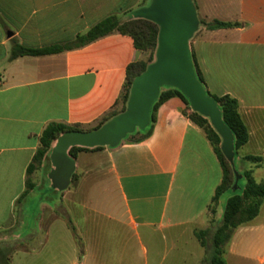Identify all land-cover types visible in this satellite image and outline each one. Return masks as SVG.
Segmentation results:
<instances>
[{"label":"crops","instance_id":"0c3cea01","mask_svg":"<svg viewBox=\"0 0 264 264\" xmlns=\"http://www.w3.org/2000/svg\"><path fill=\"white\" fill-rule=\"evenodd\" d=\"M150 2L0 0L3 231L14 218L16 225L23 222L34 190L46 189L35 175L45 166L46 175L53 168L50 152L28 175L33 186H27V167L39 148L43 128L60 122L93 130L121 109L127 66L150 54L137 50L133 39L119 32L79 47L11 59L13 44L68 45L104 18L125 20ZM194 6L198 18L207 22L239 23L218 29L199 25L188 44L205 90L237 101L248 140L234 155L235 168L241 175L251 171L257 182H264V163L243 158L264 157V0H194ZM185 111L180 97H170L157 108L147 137L87 147L75 157L67 151L74 170L68 186L60 190L61 204L40 199L35 227L18 238L27 242L20 250L46 256L48 264H151L154 261L143 241L155 234L177 237L208 228V205L222 170L205 132ZM49 182L51 193L58 190ZM99 186L101 192L94 197L92 190ZM14 203L19 210L16 217L11 212ZM223 255L227 264H264V203L252 220L235 228Z\"/></svg>","mask_w":264,"mask_h":264},{"label":"trees","instance_id":"16d2710c","mask_svg":"<svg viewBox=\"0 0 264 264\" xmlns=\"http://www.w3.org/2000/svg\"><path fill=\"white\" fill-rule=\"evenodd\" d=\"M199 25H204L207 29H218L236 27L239 25V23L217 19L207 22L199 18ZM112 32H119L129 35L133 39V44L137 50L149 51L150 54L147 59L134 61L127 66L125 89L121 96V109L119 111L113 112L110 116L105 118L94 128L97 129L104 122L125 110L132 81L137 75L146 69L148 64L154 60V52L157 47L158 35V25L156 23L145 18H135L132 15L126 20H121L115 16H109L94 24L86 31V33L78 35L75 40L68 45H53L44 48H28L18 43H14L11 48L10 58L13 59L20 55H44L59 52L72 47H79ZM193 66L198 80L203 84L202 77L196 64L193 63ZM174 96L180 97L185 102L187 111L184 113L187 114L190 120L203 129L221 166L222 178L220 183L217 185L208 205V211L214 215L216 213L217 204L224 195H227L222 218L217 222V225L210 233L209 238V228L195 229L193 234L197 238L199 244L208 251L206 257L207 264H227L223 257L225 246L230 240L236 227L252 220L258 214L260 207L264 203V182H257L251 175V171H246L241 177L245 180L244 186H238L236 189L233 188L235 181V169L233 164L228 162L220 149V136L214 130L207 117L190 109L187 97L174 86H160L158 97L151 106L149 124L143 129L136 128L132 133L127 134L125 138L138 135L133 140H140L147 137L150 134L152 124L154 123L155 112L157 108L165 100ZM209 96H211L216 101L223 123L232 132L233 149L235 155L248 140V131L238 112L237 101L235 98L229 95L212 96L209 94ZM69 130H78V128L60 122H49L43 128L39 136V148L34 154L31 163L27 167L28 188L33 186V183L28 179V175L38 164L41 163L43 158L48 156V153L50 152L55 140L62 133ZM100 147L101 146H97L93 149ZM81 150H88V148L72 146L69 148L68 153L72 157H75V154ZM243 158L256 164L264 163V157L259 155H244ZM25 194L26 191L23 193V196ZM208 240H210V242H208ZM0 254V264H8L4 261V257L6 255L5 251Z\"/></svg>","mask_w":264,"mask_h":264},{"label":"water","instance_id":"95a60500","mask_svg":"<svg viewBox=\"0 0 264 264\" xmlns=\"http://www.w3.org/2000/svg\"><path fill=\"white\" fill-rule=\"evenodd\" d=\"M132 16L158 25L155 58L132 81L124 111L97 129L65 131L55 140L49 154L53 168L48 177L58 190L68 186L74 170V160L67 153L68 149L72 146H116L136 128H145L161 85L178 88L187 97L190 109L209 119L221 138L223 155L229 163H234L232 132L223 123L216 101L206 94L198 80L191 59L188 41L199 24L192 0H151L147 6L132 12ZM234 174L233 188L236 189L241 174L237 171Z\"/></svg>","mask_w":264,"mask_h":264},{"label":"rangeland","instance_id":"374dc122","mask_svg":"<svg viewBox=\"0 0 264 264\" xmlns=\"http://www.w3.org/2000/svg\"><path fill=\"white\" fill-rule=\"evenodd\" d=\"M194 4V0H192ZM198 16V14H197ZM202 19L201 16H199ZM198 18V20H199ZM128 19V18H127ZM122 20V19H121ZM126 20V18H125ZM199 26V24H198ZM196 32V31H195ZM150 53L149 51H146ZM148 56L146 57V59ZM155 58V52H154ZM206 91V90H205ZM207 95H209L206 92ZM138 135L129 137L128 140H133ZM235 171V161L233 163ZM46 167V166H45ZM43 167L40 169L36 175L35 180L38 182L39 185L45 186L46 189H36L34 192L28 197L27 203L25 205L24 211V220L22 223H18L16 225V218H14L13 225L9 227L7 230L3 231L4 228L0 229V253L5 251L4 261L8 264H48V257L43 256H33L30 253L22 252L20 250L21 244H26L22 240H18L21 236L23 237L27 232L32 231L37 223V211L39 209L38 203L41 198L44 200L50 199V201H57V206H60V196L62 191L55 190L51 193V190H48L50 187V182L48 178V173L46 175V168ZM238 172V171H237ZM239 173V172H238ZM242 177V175H241ZM259 179L258 176H256ZM75 183V182H73ZM245 184L244 178H240L238 180V186L242 187ZM72 187V184H71ZM102 187H97L96 189L92 190V195L95 197L99 195L101 192ZM25 197V195L23 196ZM227 195H224L221 199V202L217 206V214L212 215L209 212V218L211 220V224L208 227L210 229L208 238L210 237V233L213 231L215 226L217 225L216 219H219V214L222 212ZM60 203V204H59ZM58 210V209H57ZM11 212L14 217L16 214L19 213L17 209V203L13 204L11 208ZM59 212L62 214L63 209H59ZM3 229V230H2ZM23 240H26L24 238ZM210 242V240H208ZM144 245L148 248L149 251V258L153 259V263L160 262L162 264H207L206 257L208 251L202 247L197 238L191 233H184L182 236H170L165 235L162 236L161 234H155L150 241H143ZM224 259L225 256L223 255ZM226 261V260H225ZM151 261V264H153Z\"/></svg>","mask_w":264,"mask_h":264}]
</instances>
